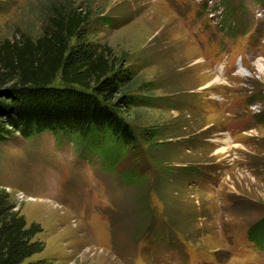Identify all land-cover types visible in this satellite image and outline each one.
<instances>
[{"label":"rangeland","instance_id":"374dc122","mask_svg":"<svg viewBox=\"0 0 264 264\" xmlns=\"http://www.w3.org/2000/svg\"><path fill=\"white\" fill-rule=\"evenodd\" d=\"M57 9L133 74L140 150L1 143L0 190L42 229L25 263L264 264V0H0V40H37Z\"/></svg>","mask_w":264,"mask_h":264},{"label":"trees","instance_id":"16d2710c","mask_svg":"<svg viewBox=\"0 0 264 264\" xmlns=\"http://www.w3.org/2000/svg\"><path fill=\"white\" fill-rule=\"evenodd\" d=\"M88 25L87 13L57 9L37 40H0V144L48 133L84 145L105 165L139 154L129 113L142 102L127 93L134 76L88 38ZM41 232L0 190V264H35L25 261L44 250Z\"/></svg>","mask_w":264,"mask_h":264}]
</instances>
